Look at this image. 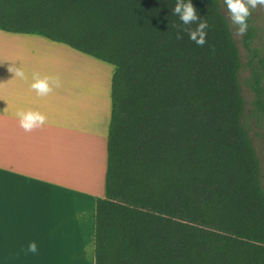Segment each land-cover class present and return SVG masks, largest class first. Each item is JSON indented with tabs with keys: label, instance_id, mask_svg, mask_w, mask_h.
<instances>
[{
	"label": "trees",
	"instance_id": "1",
	"mask_svg": "<svg viewBox=\"0 0 264 264\" xmlns=\"http://www.w3.org/2000/svg\"><path fill=\"white\" fill-rule=\"evenodd\" d=\"M191 3L209 25L203 47L176 39L175 0H0L1 31L115 68L94 264H264V168L239 49L223 0ZM240 43L264 140V12Z\"/></svg>",
	"mask_w": 264,
	"mask_h": 264
},
{
	"label": "crops",
	"instance_id": "2",
	"mask_svg": "<svg viewBox=\"0 0 264 264\" xmlns=\"http://www.w3.org/2000/svg\"><path fill=\"white\" fill-rule=\"evenodd\" d=\"M105 64L42 36L0 30V264H94L115 69L106 75ZM9 66L23 67L29 80ZM72 72L85 88L72 85ZM33 73L59 76L62 86L38 97ZM29 109L47 123L25 132L14 113ZM32 241L35 254L27 252Z\"/></svg>",
	"mask_w": 264,
	"mask_h": 264
},
{
	"label": "clouds",
	"instance_id": "3",
	"mask_svg": "<svg viewBox=\"0 0 264 264\" xmlns=\"http://www.w3.org/2000/svg\"><path fill=\"white\" fill-rule=\"evenodd\" d=\"M226 6L228 17L235 28V34L243 37L248 31V20L252 13L258 8H264V0H223ZM173 15L177 16L182 25L185 27L177 32L176 39L183 37L180 32L188 35L189 39L198 47H203L206 43L208 22L205 18H200L197 9L191 3V0H175L172 8ZM196 25L195 28L190 27ZM7 71L14 74V78L27 82L29 80L23 67L9 66ZM62 86L59 76L44 75L33 73L31 76L30 89L38 97H47ZM15 118L19 121V126L25 132H31L47 123V117L37 110H19L14 113ZM27 252L37 253L38 246L35 241L28 244Z\"/></svg>",
	"mask_w": 264,
	"mask_h": 264
},
{
	"label": "rangeland",
	"instance_id": "4",
	"mask_svg": "<svg viewBox=\"0 0 264 264\" xmlns=\"http://www.w3.org/2000/svg\"><path fill=\"white\" fill-rule=\"evenodd\" d=\"M263 12H264V8H258L257 10H255L252 13L253 25L257 29H261V27H262ZM226 16L229 20L234 40H235L237 47L239 49L241 63H242V67H241L240 72H239V80H240L241 93H242V97L244 100L245 116H246V120H247L248 127H249L250 139H251V143L255 149V152H256L259 160H260V163H261L262 167L264 168V140H263V136H262V130L260 128H258L255 125L254 121L249 117V113H250L251 108H252L253 92L247 83V77H248V69L246 67L247 54H246L245 49L243 48V46L240 43L241 37L237 36L235 34V28L231 24V21H230L227 13H226ZM260 33L261 32H259V34ZM105 65H107V67H108V71L106 72V75H108V74H110L113 66L111 64H107V63ZM92 71H94L91 73L95 77L97 75H99V72L96 68L93 69ZM72 73H73L72 85L74 87H76V85L78 84V85H81L82 89L85 88V80L83 78H82V80H80L81 78L80 79L78 78L77 72H72ZM105 89H106V85H105Z\"/></svg>",
	"mask_w": 264,
	"mask_h": 264
}]
</instances>
